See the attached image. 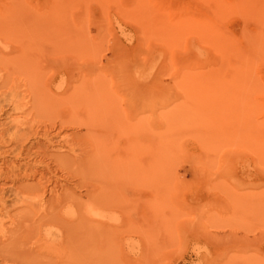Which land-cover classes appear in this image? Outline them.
Masks as SVG:
<instances>
[{
    "label": "rangeland",
    "instance_id": "rangeland-1",
    "mask_svg": "<svg viewBox=\"0 0 264 264\" xmlns=\"http://www.w3.org/2000/svg\"><path fill=\"white\" fill-rule=\"evenodd\" d=\"M167 1L63 0L49 22L47 0H0V98L15 93L20 107L6 111L29 131L60 128L68 140L84 134L62 124L69 113L78 116L101 99L73 97L81 78H105L107 100L102 96L101 103L107 118L118 117L113 122L121 124L122 147L137 141V117H149L159 104L160 145L136 146L120 164L89 153L80 170L64 171L59 185L76 202L62 199L47 223L55 228L40 230L41 239L47 230L55 236L51 247L38 232L29 243L45 245L52 262L69 251L75 258L70 264H264V0H223L220 57L203 34L163 6ZM180 3L187 10L188 1ZM119 57L142 67L130 75L134 85L148 90L157 81L152 95L158 99L148 98L144 116L125 111L142 101L138 91L113 110L120 90L104 69ZM183 77L188 82H179ZM149 128L143 136L151 140ZM53 139L54 151L38 150L39 169L48 162L54 170V159L64 155L56 151L62 139Z\"/></svg>",
    "mask_w": 264,
    "mask_h": 264
},
{
    "label": "bare ground",
    "instance_id": "bare-ground-1",
    "mask_svg": "<svg viewBox=\"0 0 264 264\" xmlns=\"http://www.w3.org/2000/svg\"><path fill=\"white\" fill-rule=\"evenodd\" d=\"M185 1H188V8L186 7L187 10L184 9V6L183 7L181 6L182 9L184 10L180 11L181 0L177 1L176 4L178 6L175 4V2H174L175 5L174 6L171 3L172 2L171 0L165 2L163 6L169 8L172 11V14L175 15L177 19L184 20L185 22H187L186 23L187 29L189 30L193 29L194 31H197L200 34H203L204 37L206 38V41L211 45V49L215 53L217 54L221 53L223 49V37L221 32L222 23H223V18H222L223 0H185ZM47 2H48L47 6L50 7L49 10L51 14H53L51 15L50 12H48L49 13L48 21L51 22L55 19V15L57 16L59 14L56 11L61 8L62 6L61 4L63 0H47ZM202 8H204V11H201ZM174 28H175L174 30L175 32L177 33L180 32L179 27H174ZM218 55L220 57V54ZM141 68L142 67L139 64L131 61H126L122 57H119L115 61L111 62L109 66L104 69L107 75H109L112 79H115V84L120 90V96L114 98L115 101L113 103L115 108L113 110L119 109L120 103L125 104V100L129 96V94L138 91L142 97V101L137 104L138 107L136 105L125 106V111L126 109L129 110L134 109L133 114H136L137 116H141V115L144 116L145 112L143 110L147 109L146 103L148 101V98L149 97L151 98V96H153V98L156 97L154 96L155 95L154 93H156V90L158 88L157 86H155L157 84V81L156 84L155 85L152 84V86H150L148 90H143L141 86H139L140 84L139 85L133 84L130 75L132 72H138L139 70H141ZM154 75L158 76L159 74L155 73ZM103 78L104 77L98 78L97 79L98 82H96V80L93 82H89V81L86 82V80H83V78H81V81L75 84V86L72 89L73 97L83 96V95H92V96L98 95V97H101L100 101H98V103L95 105L96 107L94 105L92 107L90 106L86 108L84 111H82V113H78L79 115L76 114L78 116L75 115L72 116L69 113V116H67L68 118L66 117V119L65 118L63 119L62 124L66 126V128L71 126L72 127L76 126L75 127L76 129L83 128L85 132L78 139L76 138H71L69 140L66 139V137H63L61 135L60 128L59 130H57V133H53L51 131L49 132L48 130H43V131L40 130V132H35V131L32 132V130L29 131L26 122L19 121L17 119H12L10 117V114L6 111V110L15 111L18 107H20L16 99L17 96L15 95V93L14 94L11 93L12 96L10 97L9 100H7L6 94H4V96L2 95L3 97L0 98L1 99L0 120L4 121V123H0V181L3 182L2 184H0V264H47V263L63 264L64 262H67L64 264L75 263V258L73 256H70L71 254L69 251L68 252L62 251L56 256L58 258V259L56 258V260L58 261L52 262L50 259L46 258V256L50 255L51 253L47 250L45 245L43 244H39L37 246L32 244H31L32 246L29 245V243L31 242L30 239L32 238L34 239L33 235L34 236L37 235V232L39 233V237L41 239L42 237L41 231L43 227L46 226L47 228H49V230L55 228L54 227L55 225L51 226L52 225L51 224L49 226L47 225V223H49V220L50 221L53 220L54 217L50 215L52 211L58 205L61 204L62 199L63 200L69 199L70 201L76 202V198L74 199L72 197L73 194L70 192L63 193L62 192L63 186L59 185V181L63 179L64 177L63 175L66 173L64 171L68 169L69 166H73L74 169H79L77 167H79V162L82 161L81 157L83 155L86 156V154L89 153L93 155L105 154L106 157L108 158L109 156H111L112 157V158L110 157L111 161L115 164L116 161L118 160H119L118 163L120 162V160L125 161L127 154H129V152H133L138 149L136 148V146L144 147L145 145H152L154 147H157L158 145H160L159 144L160 137L158 132L159 129L157 128V117H158L157 114L159 110L158 112H156L157 105H159L158 103L157 105L153 103L154 106L153 108H150V110L152 109V111L149 117L146 118L137 117L136 123L135 125H133V128L136 131H138L137 134L138 139L135 142V144L126 147H122L118 144L117 138L121 137L122 134L121 133L118 134L117 131H119L120 129L119 127L121 126V124H119L120 122L117 121L118 119L115 120L116 123L113 122L114 119L118 118L116 117L117 115L115 116V118L114 117L107 118L105 116L104 114L105 107L101 103L102 96H104L103 94H105V92L107 91L105 90L107 82L106 80H104L105 78L104 79ZM179 82H188V79L183 77L179 79ZM104 98L107 100L106 95L103 97V101L105 100ZM4 105L7 106V109H5ZM117 126L118 128H116ZM147 127L152 128V129L149 128L150 132L152 131L151 133L153 139L151 140H148L149 137L147 138L146 136L145 137L143 136L144 135L143 129ZM127 130L129 131V129ZM55 137L62 139L61 144L58 142V150L56 151H61L64 153V155L58 156L57 158L54 159L55 161L53 164H55L56 167L55 169L53 167L54 170L50 168L49 166L50 164L49 165L46 164L48 162L44 163L43 169L41 167H40L41 169H39L38 165H41L42 158L41 160L38 159V157H40L39 154L40 152L38 153V150H40V148H43L45 151L48 150L50 146L55 145V143L54 144L52 143V139ZM38 140H44L45 144L44 143L42 145L41 143L39 144ZM52 148L51 150H53ZM141 148L142 147H139V149ZM76 149L81 150V154H77ZM9 157H12L14 160L13 161L7 160L9 159ZM29 159L30 160L35 159V160L31 162V164L28 162L27 164H25V162L24 163L18 162L19 160L28 161ZM49 161H51V159H49ZM48 174L50 176H48ZM57 174L59 175V177L57 176ZM37 177H39L38 178L39 180H37V183L35 185H30L29 183H28L29 185L23 184L24 183L23 181L28 179L36 180ZM43 180L44 182H42ZM5 182H10L11 186L10 187L8 186L9 188H5V184H4ZM59 191L61 192L59 193ZM24 192H28L29 195L31 193L35 194L36 198H32V200L31 198L26 199L23 196L25 194ZM48 194L52 197V199L51 197L50 199L48 198L45 199V195ZM10 197H12L13 199L12 201L9 200ZM45 200H49V201L46 202ZM8 201H11L12 203L9 204ZM37 203L38 206H40L39 208H42L41 209L42 213L39 216L34 215L35 214L34 204ZM82 204L84 205V203ZM47 208H49L48 212H47ZM79 208H81V206H79ZM72 210L74 211V209ZM14 211L16 212L14 214H11ZM38 211H40V209ZM31 214H33V216L35 217L31 218ZM73 214L74 216L76 215L75 213ZM74 221H76V219ZM6 222L8 223L7 226H5ZM49 230H47L46 238L41 239L45 241L44 243L47 244V246H49L48 244L54 241L53 238H55V236L51 235V232ZM57 232L59 233L60 239H62L64 242V240L67 238L66 231L62 230V228L59 227L57 228ZM90 236L92 235L90 234ZM86 239L88 240L87 236ZM33 246L34 247L36 246V248H33ZM62 246L64 247V245Z\"/></svg>",
    "mask_w": 264,
    "mask_h": 264
}]
</instances>
